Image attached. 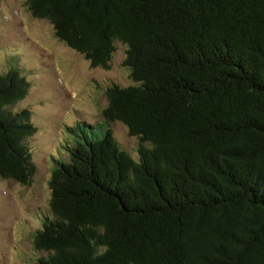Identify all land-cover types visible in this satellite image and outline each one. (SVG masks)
<instances>
[{"label": "trees", "instance_id": "trees-1", "mask_svg": "<svg viewBox=\"0 0 264 264\" xmlns=\"http://www.w3.org/2000/svg\"><path fill=\"white\" fill-rule=\"evenodd\" d=\"M111 82L56 150L35 264H264V0H26ZM30 88L0 74V178L36 175ZM112 123L137 140L136 158ZM56 155L58 157L56 158Z\"/></svg>", "mask_w": 264, "mask_h": 264}, {"label": "rangeland", "instance_id": "rangeland-1", "mask_svg": "<svg viewBox=\"0 0 264 264\" xmlns=\"http://www.w3.org/2000/svg\"><path fill=\"white\" fill-rule=\"evenodd\" d=\"M124 53L125 46L117 43L110 69L92 68L56 38L48 22L30 14L26 0H0V74L10 65L23 71L30 88L16 106L30 109L37 128L29 140L33 181L24 186L0 178V264H35L43 256L33 249L32 234L49 214L51 157L72 139L69 127L103 121L111 82L131 85ZM111 125L122 148L136 158L137 140L123 125Z\"/></svg>", "mask_w": 264, "mask_h": 264}]
</instances>
